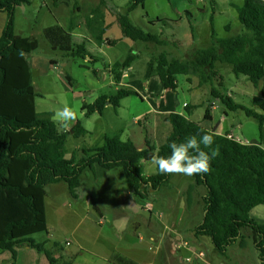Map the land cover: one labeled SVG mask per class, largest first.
Listing matches in <instances>:
<instances>
[{
	"label": "rangeland",
	"instance_id": "obj_1",
	"mask_svg": "<svg viewBox=\"0 0 264 264\" xmlns=\"http://www.w3.org/2000/svg\"><path fill=\"white\" fill-rule=\"evenodd\" d=\"M29 1L15 9L14 33L33 44L29 62L35 110L56 113L65 106L70 107L76 114L70 129L80 121L86 130L85 135L77 138L68 132L70 129H61L54 121L59 130L67 132L65 158H81L101 134L131 140L138 148L145 147L147 137L156 148L170 126L162 127L155 112H174L183 103L195 105L190 116L195 123L207 125L204 112L215 104L217 108L209 124H218L219 130L231 133L234 140L243 144L263 141L254 118L243 111L228 110L210 92L215 88L242 108L264 114L259 105V101L264 102V77L254 86L245 75L233 73L230 64L217 63V76L201 85L195 74L177 76L182 89L178 90L179 94L163 91L157 74L145 77L148 64L161 54L169 59L189 60L195 49L211 47L222 39L243 33L236 10L243 0H213L215 3L211 0H146L128 13L130 22L144 33L178 40L177 44L165 45L123 38L108 8L125 13L131 0H111L108 8L104 4L109 25L102 41L109 38L116 43H103L99 48L86 42L84 59L68 56L52 47L43 35V28L64 24L65 8L55 9L49 4L50 0ZM81 18L85 19L84 13ZM212 27L213 38L210 37ZM75 28L84 30L82 25ZM72 35L80 42L74 31ZM129 54L135 58L124 70L127 77L118 82L116 74ZM120 88L135 90L138 96L123 98L118 108L108 104L101 114L85 115L81 110L84 103H92L102 95L113 96ZM222 110L226 111L225 115ZM138 167L145 177L156 172L149 161L141 160ZM80 181L76 198L69 194L64 182L46 187L44 203L49 234L39 232L32 236L36 240H46V248L61 261L68 260L67 254H80L85 259L95 258L93 255L97 254L107 260L117 251L137 259L139 264H261L248 230H243L246 245L241 247L236 242L227 248L225 255L217 253L209 237L195 236L193 229L202 221L205 190L195 187L190 193L191 202L187 203L186 193L193 177L170 175L165 185L149 192L145 198L133 195L121 169H87L80 175ZM252 210L250 216L263 222L264 205ZM177 234L181 237L176 239ZM95 264L105 262L95 258Z\"/></svg>",
	"mask_w": 264,
	"mask_h": 264
},
{
	"label": "trees",
	"instance_id": "obj_2",
	"mask_svg": "<svg viewBox=\"0 0 264 264\" xmlns=\"http://www.w3.org/2000/svg\"><path fill=\"white\" fill-rule=\"evenodd\" d=\"M60 0H53L54 3ZM68 4L69 0H61ZM111 0H101L107 4ZM146 0H131L127 11H112L123 38L133 41H152L165 45L170 41L159 36L144 33L133 25L128 13ZM29 0H0V12L6 13V22L0 36V248L8 250L15 259L16 248L28 246L43 253L48 264H73L70 260H59L47 248L46 240H36L35 233H48L44 199L49 184L64 182L72 197L81 185L80 175L85 170L121 169L128 188L137 198H145L151 191L165 185L170 175L157 171L154 175L144 176L138 167L139 161H149L150 154L157 148L161 156L170 154L169 144L183 142L195 135L197 139L204 134L213 135L211 148H203L217 155L210 161L207 174L193 176L188 187L186 200L189 204L190 193L195 187H202V221L193 229L195 236L210 238L214 249L225 255L227 248L236 243L246 245L243 230L249 236L264 264V220L257 222L250 216L253 208L264 205V114L252 109L242 108L226 95L211 88V96L218 98L228 110L243 111L254 118L259 126V144H243L225 134H216L188 119L186 114L176 112L157 113L155 117L161 126H170L163 142L154 147L149 138H145V147L138 148L131 140H122L118 136L100 135L98 141L79 159L65 158L64 145L67 132L57 128L52 119L53 112L35 110V93L29 54L32 42L14 33V13L18 6L29 4ZM75 4L74 0L71 1ZM238 21L244 32L222 39L211 47L195 49L189 60L169 59L161 54L155 62L149 63L145 77L155 73L164 90L175 91L176 77L195 74L199 85L218 74L216 64H230L235 74H243L254 85L264 77V2L243 0L236 6ZM52 47L65 52L68 56L85 58L86 42H77L61 26L54 24L42 30ZM210 37H214L213 27ZM165 41V42H164ZM24 56L19 55L20 51ZM135 55H127L120 64L116 81H120L123 71L134 60ZM91 59V58H90ZM157 64V65H156ZM154 68V71L152 72ZM138 96L135 90L120 88L113 96L102 95L92 103H84L81 110L85 115L95 112L101 114L106 105L118 108L120 101L128 96ZM264 110V102L259 101ZM189 105L184 106L187 112ZM210 118L209 107L203 119ZM74 137L86 134L80 121L68 131ZM99 142H102L100 144ZM112 260L118 264H135L125 256L115 252ZM13 264V263H12Z\"/></svg>",
	"mask_w": 264,
	"mask_h": 264
},
{
	"label": "crops",
	"instance_id": "obj_3",
	"mask_svg": "<svg viewBox=\"0 0 264 264\" xmlns=\"http://www.w3.org/2000/svg\"><path fill=\"white\" fill-rule=\"evenodd\" d=\"M50 1L51 2L49 4L51 6H53L55 9H58L59 7L65 8L66 11L63 13V18H62L64 24L61 27L63 28V30H65L70 35H72V32L74 31V35L76 37L80 38V40H78V41L84 40L85 42H88L92 45H97L99 48H102L103 43H105L107 45H115L116 40H111L109 38H105V41H102L103 34L105 32L106 27L109 25V23L106 22L107 8L104 4H102L101 0H74L75 4L71 3L72 0H69L68 4L63 3L61 0L57 3H54L53 0H50ZM211 1L214 2L213 0H211ZM82 13L85 14V19L81 18ZM77 19H79V20H77ZM114 19H115V16H114ZM5 22H6V13L0 12V36H1L3 28L5 26ZM79 25L83 26V28H84L83 31L75 30L76 29L75 27H77L79 29ZM88 58L90 59V57H88ZM110 72H111V70H110ZM179 76H181V75H179ZM182 76H184V75H182ZM185 76L187 77L188 75H185ZM124 77H127V73L125 71H123V73L120 77V81H122V78H124ZM190 87H192V86H190ZM179 89H181V88L179 86V82L176 79V89L174 92H178V94H179V91H178ZM163 91H166V90L163 89ZM186 91H187V87H186ZM189 92H191V90ZM151 95H153V94H151ZM211 103H214V102H211ZM208 104H210V103H208ZM185 105H189L187 112L184 110ZM194 106L195 105H192L191 103H183L174 112L180 113V114H186L188 119H190V116L193 115L192 107H194ZM210 108H213V109L210 110V118L206 120L207 125H205V124H200V125L207 128L211 132L216 133V134L229 133V132H222V130H219L218 127H220V126H218V124H215V125H212V123L209 124V122L210 121L212 122V120H213V114H214V111L216 110L217 106L214 104V106L209 107V109ZM169 112L170 111L155 112V114L156 113H169ZM222 113L225 115L226 111L222 110ZM228 135H232V134L229 133ZM256 144H259V143H256ZM139 163H140V161H139ZM44 206H45V203H44ZM146 224L148 227L151 225L150 221L146 222ZM48 234H49V231H48ZM179 235L180 234L176 235V239L178 237H181V235L180 236ZM67 243L68 242H66V244ZM78 247L81 248L80 246H78ZM115 252H117V251L112 252L110 257L107 260L102 258L101 256H99L97 254H94L93 257L98 258L100 260H103L105 262V264H118L112 260V256ZM117 253L125 256L129 260L133 261L135 264L140 263V262H138L137 259H135L131 256H128V255L120 253V252H117ZM95 258L85 259L80 254H75V255L67 254V256H66V259L72 261L73 264H95ZM12 263L13 264H48V261L45 258V256L43 255V253H39L34 248H31L28 246L16 248L15 259H12L11 253L8 250H4V249L0 248V264H12Z\"/></svg>",
	"mask_w": 264,
	"mask_h": 264
},
{
	"label": "clouds",
	"instance_id": "obj_4",
	"mask_svg": "<svg viewBox=\"0 0 264 264\" xmlns=\"http://www.w3.org/2000/svg\"><path fill=\"white\" fill-rule=\"evenodd\" d=\"M19 55L23 57L25 54L21 50ZM52 119L60 124L61 129H70L72 122L76 120V114L72 108L65 106L54 113ZM213 143V135L204 134L199 139L195 135L189 136L183 142L169 144L170 154L167 157L161 156L157 148L150 154L149 162L162 175L193 177L207 174L211 159L218 153L212 151L209 154L203 148H211Z\"/></svg>",
	"mask_w": 264,
	"mask_h": 264
},
{
	"label": "built area",
	"instance_id": "obj_5",
	"mask_svg": "<svg viewBox=\"0 0 264 264\" xmlns=\"http://www.w3.org/2000/svg\"><path fill=\"white\" fill-rule=\"evenodd\" d=\"M228 138H233L231 135H227ZM68 244V243H67Z\"/></svg>",
	"mask_w": 264,
	"mask_h": 264
}]
</instances>
